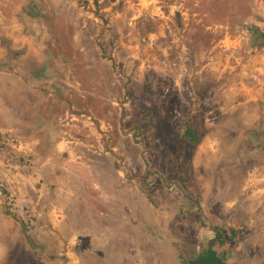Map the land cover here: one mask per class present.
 I'll return each mask as SVG.
<instances>
[{
	"label": "rangeland",
	"instance_id": "374dc122",
	"mask_svg": "<svg viewBox=\"0 0 264 264\" xmlns=\"http://www.w3.org/2000/svg\"><path fill=\"white\" fill-rule=\"evenodd\" d=\"M256 27L264 0H0V264H182L211 225L264 264Z\"/></svg>",
	"mask_w": 264,
	"mask_h": 264
},
{
	"label": "trees",
	"instance_id": "16d2710c",
	"mask_svg": "<svg viewBox=\"0 0 264 264\" xmlns=\"http://www.w3.org/2000/svg\"><path fill=\"white\" fill-rule=\"evenodd\" d=\"M249 30L253 36L252 41L254 45L260 47L264 46V29L256 27L250 28ZM182 138L191 145L195 146L201 138V131L197 126L192 125L189 120H186L183 123ZM194 202L197 204V206H199L197 200ZM210 228L214 233V239L207 246L202 248L195 256L183 259L182 264H237L229 263L226 260L225 251L220 249L228 241L231 243L235 242L237 238V232L235 228H228L227 233L223 227L218 225H211ZM22 231L28 245L32 248H36L37 246L34 243L32 237L27 233L23 226ZM216 246H218V248Z\"/></svg>",
	"mask_w": 264,
	"mask_h": 264
}]
</instances>
